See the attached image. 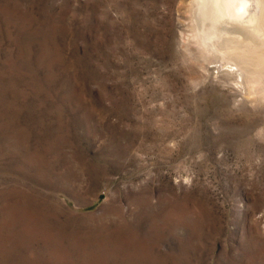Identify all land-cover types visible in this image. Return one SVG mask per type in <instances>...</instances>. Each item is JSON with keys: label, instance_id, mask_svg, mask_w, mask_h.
Returning <instances> with one entry per match:
<instances>
[{"label": "rangeland", "instance_id": "rangeland-1", "mask_svg": "<svg viewBox=\"0 0 264 264\" xmlns=\"http://www.w3.org/2000/svg\"><path fill=\"white\" fill-rule=\"evenodd\" d=\"M186 2L0 0V264H264V99Z\"/></svg>", "mask_w": 264, "mask_h": 264}, {"label": "bare ground", "instance_id": "bare-ground-1", "mask_svg": "<svg viewBox=\"0 0 264 264\" xmlns=\"http://www.w3.org/2000/svg\"><path fill=\"white\" fill-rule=\"evenodd\" d=\"M183 10L177 28L193 34H180V48L201 69L215 61L237 70L247 94L264 99V0H187Z\"/></svg>", "mask_w": 264, "mask_h": 264}]
</instances>
